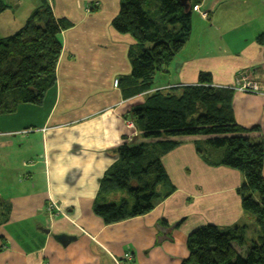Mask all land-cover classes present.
<instances>
[{
    "label": "crops",
    "instance_id": "0c3cea01",
    "mask_svg": "<svg viewBox=\"0 0 264 264\" xmlns=\"http://www.w3.org/2000/svg\"><path fill=\"white\" fill-rule=\"evenodd\" d=\"M41 1L6 0L10 6L0 14V38L12 32L5 27L23 26ZM91 1L48 0L57 17L73 24L60 36L57 83L42 104L19 105L0 127V182L6 191L0 186V264H183L191 231L208 223L240 225L244 215L237 191L245 177L200 157L196 145L207 136H182L181 145L163 156L176 187L171 195L150 212L113 224L95 213L100 179L118 160L116 148L140 135L126 115L146 99H126L116 82L131 73L129 50L135 44L112 25L120 0H96L94 9L87 8ZM200 4L208 17L193 11L191 37L158 72L154 86L194 84L203 71L212 74L215 85L230 86L246 71L259 89L235 92V118L247 128L260 126L249 135L264 141V43L259 41L264 0ZM13 6L20 7L17 13ZM51 201L60 213H50ZM163 219L182 223L171 230L172 239L160 241ZM56 234L75 239L64 245ZM128 252L131 259L125 258Z\"/></svg>",
    "mask_w": 264,
    "mask_h": 264
},
{
    "label": "trees",
    "instance_id": "16d2710c",
    "mask_svg": "<svg viewBox=\"0 0 264 264\" xmlns=\"http://www.w3.org/2000/svg\"><path fill=\"white\" fill-rule=\"evenodd\" d=\"M149 0H120L112 21L116 31L135 39L130 47L131 73L119 80L128 99L153 88L163 71L184 48L192 34L193 7L202 0H160L152 14ZM10 5L0 0V14ZM73 24L57 17L48 0L33 10L15 33L0 38V117L15 113L21 104L43 103L57 83V66L63 50L61 33ZM264 43V33L259 36ZM151 43L150 47H145ZM237 80L230 86L213 83L210 72H201L194 84L164 87L135 105L127 118L139 134L153 143L129 139L116 148L118 160L100 179L94 211L105 224L150 212L176 187L163 162L164 154L181 145L176 136L204 135L196 150L210 166L239 170L245 181L238 188L244 212L256 216L259 229L249 240L245 225L224 227L208 223L191 231L187 238L189 257L183 264H264V141H255L235 118L233 98L240 91ZM258 92V91H257ZM166 219L158 225L159 240L172 239Z\"/></svg>",
    "mask_w": 264,
    "mask_h": 264
},
{
    "label": "rangeland",
    "instance_id": "374dc122",
    "mask_svg": "<svg viewBox=\"0 0 264 264\" xmlns=\"http://www.w3.org/2000/svg\"><path fill=\"white\" fill-rule=\"evenodd\" d=\"M202 2V1H201ZM200 2V3H201ZM200 3H197L194 7H193V11H196V10H198L201 14L202 13H204V12H206V11H204L203 9H201V4ZM33 4V2L32 3H30V5H32ZM160 4H161V2H160V0H149L148 2H147V5L145 6V8H146V10L147 11H150L152 14L155 12V10L156 9H158V7L160 6ZM97 6H99V2L98 1H91V2H89V5L87 6V8L89 7H91V8H95V7H97ZM196 6H199V9L198 8H195ZM24 7V6H23ZM20 7H16V6H13V11H15L16 13L18 12V9H19ZM90 8V9H91ZM89 10V9H88ZM207 13V12H206ZM13 18L14 17H8V18H6L7 20H13ZM3 23H5V21H3ZM25 24V23H24ZM23 24V25H24ZM22 26H19V28H21ZM19 28H17V30H14V28H12V30H11V27L10 26H7V27H5L4 29L5 30H7V31H12V32H6L7 34L6 35H11L12 33H15L16 31H18V29ZM3 29V30H4ZM2 30V29H1ZM152 44L151 43H147L146 45H145V47H150ZM245 73L248 75V78H249V80L251 79L250 77H251V75H250V77H249V74H248V72H246L245 71ZM251 81V80H250ZM116 82L119 84V80H116ZM252 82V81H251ZM253 84H255V86L259 89V86H258V84H256L255 82H252ZM170 86H172V85H161V86H153V88L152 89H150V90H148V91H146V92H144V93H141L140 95H144V98L145 99H147V97L148 96H152L153 94L152 93H154V92H156V91H158V90H161V89H164V87H170ZM257 88H255V89H257ZM152 94V95H151ZM19 117V120L21 119V114H19L18 115ZM9 123V119H8V115H4V116H1L0 117V127H4V126H6L7 124ZM138 129V128H137ZM27 131H32V129H26ZM26 131V132H27ZM139 131V130H138ZM184 136H189V135H184ZM200 136H204V135H199V137ZM180 137H182V136H176V137H174L176 140H179V141H181L179 138ZM139 139L141 140V141H145V142H147V143H153V142H155V141H157L158 139L157 138H151V139H146V138H143L141 135L139 136ZM199 143V145L201 146L203 143H201V141L199 140V142H197V144ZM196 145V144H195ZM198 146V145H197ZM243 177H245L244 175H243ZM0 179H1V177H0ZM0 186H2V189H3V192H6L5 190H4V185L0 182ZM237 193H238V191H237ZM239 194V193H238ZM243 209V208H242ZM243 217L240 219V221H239V223H240V226H243V225H245L244 226V228H245V230H246V235H247V238L249 239V240H251L252 238H256V236H257V233H258V229H259V223H258V221L256 220L257 218H256V216L255 215H253V214H250V213H248V212H244V210H243ZM231 226H233V225H230V226H228V227H231ZM221 229H223V227H224V225H220L219 226ZM233 227H235V226H233Z\"/></svg>",
    "mask_w": 264,
    "mask_h": 264
},
{
    "label": "built area",
    "instance_id": "2783aa9c",
    "mask_svg": "<svg viewBox=\"0 0 264 264\" xmlns=\"http://www.w3.org/2000/svg\"><path fill=\"white\" fill-rule=\"evenodd\" d=\"M195 8L199 9V6H196ZM203 17H208V13L204 12L202 13ZM238 81L240 83V87L239 90L243 91V92H257L258 88L255 86V84H253L249 78L248 75L245 73V71L243 72H239V78ZM257 88V89H255ZM128 123L130 126H135V123L133 120L129 119ZM27 131V130H25ZM47 209L50 211L51 214H58L61 212L58 204L54 201H51L47 207ZM125 258L126 259H131L132 258V254L130 252L125 254Z\"/></svg>",
    "mask_w": 264,
    "mask_h": 264
},
{
    "label": "water",
    "instance_id": "95a60500",
    "mask_svg": "<svg viewBox=\"0 0 264 264\" xmlns=\"http://www.w3.org/2000/svg\"><path fill=\"white\" fill-rule=\"evenodd\" d=\"M181 2L185 5L188 6L189 0H181ZM55 237L61 241L64 245L69 243L71 240L75 239V236H70L67 234H56Z\"/></svg>",
    "mask_w": 264,
    "mask_h": 264
}]
</instances>
